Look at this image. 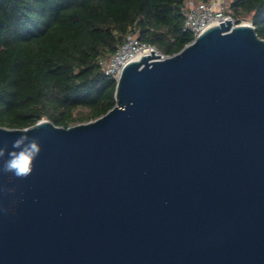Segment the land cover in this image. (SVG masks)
Listing matches in <instances>:
<instances>
[{"label":"water","instance_id":"1","mask_svg":"<svg viewBox=\"0 0 264 264\" xmlns=\"http://www.w3.org/2000/svg\"><path fill=\"white\" fill-rule=\"evenodd\" d=\"M105 114L24 129L42 152L0 175V264H264V39L218 22L179 52L148 50Z\"/></svg>","mask_w":264,"mask_h":264},{"label":"trees","instance_id":"2","mask_svg":"<svg viewBox=\"0 0 264 264\" xmlns=\"http://www.w3.org/2000/svg\"><path fill=\"white\" fill-rule=\"evenodd\" d=\"M190 0H0V125L88 122L114 107L109 61L131 33L166 56L195 39ZM207 1V0H195ZM264 39V0H229Z\"/></svg>","mask_w":264,"mask_h":264},{"label":"built area","instance_id":"3","mask_svg":"<svg viewBox=\"0 0 264 264\" xmlns=\"http://www.w3.org/2000/svg\"><path fill=\"white\" fill-rule=\"evenodd\" d=\"M229 0H207V1H189V10H187L184 22V29L194 33L195 38L210 26L230 19L235 24L236 21L227 13ZM243 22V21H242ZM251 23V22H250ZM156 50L162 58L166 55L161 53L155 46L141 42L134 34H127L125 42L113 55V57L104 63L107 75L120 78L124 66L144 51Z\"/></svg>","mask_w":264,"mask_h":264},{"label":"clouds","instance_id":"4","mask_svg":"<svg viewBox=\"0 0 264 264\" xmlns=\"http://www.w3.org/2000/svg\"><path fill=\"white\" fill-rule=\"evenodd\" d=\"M29 129H24L21 134L12 141L11 150L5 143L0 145V175H9L16 180H26L35 170V162L42 152L39 138L29 136ZM0 191L7 196H14L16 187L4 185ZM0 211L7 213L8 209Z\"/></svg>","mask_w":264,"mask_h":264},{"label":"rangeland","instance_id":"5","mask_svg":"<svg viewBox=\"0 0 264 264\" xmlns=\"http://www.w3.org/2000/svg\"><path fill=\"white\" fill-rule=\"evenodd\" d=\"M243 22H250L249 20H243Z\"/></svg>","mask_w":264,"mask_h":264}]
</instances>
